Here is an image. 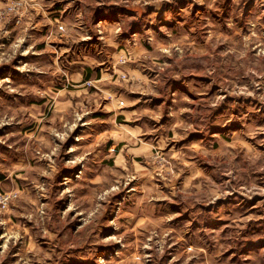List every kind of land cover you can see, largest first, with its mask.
I'll return each instance as SVG.
<instances>
[{
	"label": "clouds",
	"instance_id": "9594fccd",
	"mask_svg": "<svg viewBox=\"0 0 264 264\" xmlns=\"http://www.w3.org/2000/svg\"><path fill=\"white\" fill-rule=\"evenodd\" d=\"M115 2L133 9L136 15L125 19L119 29L109 25L101 32V26L94 24L89 14L102 0H70L66 7L73 8V13L71 20L64 23L47 19L44 0H0V35H10L7 26L12 20L21 26L26 21L31 22L35 15H43L45 22L52 25L51 34L46 38L49 42L61 36L70 37L74 28L77 29V39L88 40L89 32H101L103 47L98 48L96 58L90 59L82 54L74 60V68L98 65L101 60L106 62L108 68L100 79L86 81L80 87L97 88L96 102L101 103L103 111L108 114L109 130L95 131V121L85 120L91 112L86 105H80L75 112L65 105L66 116L54 131V139L45 141L46 152L30 147L37 138L41 124H38L36 132L26 137L27 146L16 149L46 161L41 169L45 180L36 185L35 193L37 200L43 198L46 202L38 203L27 212V218L35 223L34 235L50 238V248L53 243L61 246V254L68 249L81 248L84 244H89L92 250L97 244L110 246L109 256L97 258L95 264H161V258L167 251V241L175 238V229L160 225L181 218L184 225L181 235L188 233L189 239L183 241L182 251L165 264H177L178 260H181V264H229L231 257L229 260H221L220 257L229 249L239 251L246 246L247 237L242 235V229L247 219L257 217H247L245 223H241L238 214L226 216L225 210L238 207L243 202L240 197L248 200L253 196L264 197V187L250 176L245 178L241 174L244 170L231 160L217 169L218 182H209L193 189L177 184L173 168L183 162V157L175 153L176 162H173L174 150L164 151L169 146L170 138L163 134L150 135L153 129L141 120V116L150 115L156 121L153 128L159 126L176 137L191 132L204 133L202 142L208 144L218 139L212 133L219 127L238 148L253 153L247 157L251 165L264 161V154L255 152L246 140L248 137L255 140L258 133L264 132V127L254 128L247 123L253 112H264V0H191L187 7H182L180 0ZM197 5L201 6L202 14L195 20L196 31L190 32L187 27L179 26L173 34L168 23L177 24V17L183 15L185 21L191 24V13ZM149 6L154 9L151 16H142ZM157 15H161L167 23L158 22ZM129 21H135V24ZM137 25L138 31L135 30ZM121 31L123 35H120ZM193 40L199 41L198 46L201 47H208L204 43L207 40L211 44L221 43L222 51L232 49V59L243 65L242 74L236 82L229 80L221 84L218 90L214 87L223 79L216 67L218 57L202 59L194 70L185 51V46ZM19 43L13 44V51L18 50ZM149 47L156 56L167 59L169 63H152ZM31 51L30 47L24 55ZM67 51L69 49H61L57 62L50 68L23 64L18 71L37 74L33 77L35 79H39L40 75L53 74L68 77L69 73L59 60ZM4 62L0 58V63ZM199 71L208 76L210 82L207 87L194 78ZM173 77H184L183 83L189 89L201 92L211 89L215 94L207 99L189 100L180 91L172 92L173 85L167 88L163 86ZM3 84L0 81V87ZM128 85H149L159 89L151 94L162 95L166 103L170 99L171 107L166 109L161 105L158 111L152 113L135 110L133 106L139 104L140 100L128 98ZM33 91L37 95H45L36 89ZM165 112L171 122L162 124ZM120 117H123V123L118 122ZM233 121L245 127L229 128ZM10 123L11 118H0V127ZM78 127L88 131L74 136ZM73 138L77 143L69 145L68 141ZM89 140L92 143L84 146L83 142ZM109 140L114 142L109 150L110 157H115V146L124 142L125 152L131 159L142 157L151 167L128 164L123 172L109 176L112 170L103 167L106 157L103 151H97L99 145H106ZM0 143H7V139L0 138ZM15 167L19 169L25 166L21 164ZM249 171L264 172V166L250 167ZM15 174L12 172L9 179ZM229 197L233 199L229 200ZM21 198H26L25 192L13 180L12 188L0 195V216L9 212L10 203ZM57 201L66 202L65 211L53 210ZM73 211L82 217L83 224L74 234L69 233L65 239H56L70 222L68 213ZM106 212L114 215L113 219L107 221V227L114 231L101 238L97 226ZM153 217H161V220L153 221ZM224 219L233 223L226 226L229 232L222 235L223 228L214 229L213 224ZM0 225L6 226V222L0 219ZM149 226L151 231L148 230ZM94 229H97L95 235L92 234ZM21 238L18 232L6 231L5 237H0L5 239V245L0 248H6L9 241L14 243ZM255 239L258 241L256 250L238 257L236 264H264V234L257 235ZM27 253L39 255L34 241L26 242L25 254L17 264H32ZM91 254H82L81 259H89ZM4 258L5 252L0 251V264H3Z\"/></svg>",
	"mask_w": 264,
	"mask_h": 264
},
{
	"label": "rangeland",
	"instance_id": "374dc122",
	"mask_svg": "<svg viewBox=\"0 0 264 264\" xmlns=\"http://www.w3.org/2000/svg\"><path fill=\"white\" fill-rule=\"evenodd\" d=\"M182 7H187L191 0H180ZM70 0H44L46 11L48 12V20L53 22H69L73 13V8L66 7ZM171 8V6H165ZM154 9L146 7L141 14L144 17H150ZM202 14L201 6L194 7L191 16L192 22L189 24L185 21L183 15L177 17V24L168 23V27L175 34L177 27L185 26L188 31L195 32V20ZM92 22L101 26V32L106 26H113L120 28L125 19L129 16H135L133 9L123 6L115 0H102L92 12H90ZM158 22L167 23L161 15L156 16ZM135 24V21H129ZM52 25L45 22L43 15H35L31 22H25L21 26H17L16 21L12 20L7 26V31L10 35H0V58H3L4 63H0V81L4 84L0 87V118H11L12 123L5 124L0 127V138H6L7 143H0V195L12 188V181L20 186V190L25 192L26 198H21L16 202L9 204V212L0 219L6 222L5 225H0V237H5L6 231H14L21 234V239L8 242L6 248H0V251L5 252L3 264H17L21 256L25 254L26 242H35L39 255L35 253H27L28 258L32 264H95V260L100 257H108L110 254V246L99 245L92 250L89 244H84L81 248L68 249L62 253V247L54 243L50 248L49 239L44 236H35V223L33 220L27 218V212L34 209L38 203H45L46 200L41 198L36 199V185L45 180L41 169L46 164V161L33 158L26 155L24 151H17V148L23 149L27 146L26 137L37 131L38 124H41L36 140L32 141L31 149L35 151H47L45 141L54 139L53 133L58 128L59 122L65 118L66 113L64 106L69 105L71 111L75 112L80 105H86L91 109L90 115L85 117V120L91 119L95 121L93 128L97 133L109 130L108 114L103 111L101 103H97L98 97H95L97 88L95 86L88 88H81L83 84L89 80H98L101 78L103 72L108 71L106 62L101 60L100 64L94 66H85L82 68H74V60L78 57L88 56L96 58L98 48L103 47L101 39V32H89L90 39H77L75 33L77 29H73L72 35L68 38L63 36L58 39L47 41L46 38L51 34L50 29ZM135 30H139L138 25ZM124 33L121 31L120 35ZM22 41V42H21ZM219 41V36H217ZM19 43L18 50L13 51L12 46ZM208 47L198 46L199 41L193 40L185 46L186 55L189 58V64L193 69L200 65V61L204 58H217V69L223 79L220 84L214 87L218 90L221 84L231 80L233 83L241 76L243 65L238 64L232 59V49L222 51L223 45L221 43L211 44L210 41L204 42ZM32 48L31 52L24 55L28 48ZM61 49H69L63 56L59 57L60 62L65 66V71L69 73L68 77L40 75L39 79L33 78L37 74L23 73L18 69L23 64H36L43 67H52L57 62V55ZM148 52L153 56L152 63L167 65L169 61L161 56H156L153 49L149 47ZM254 55V54H253ZM174 71L176 69H173ZM151 71V69H150ZM82 77V78H81ZM202 85L207 87L210 82L208 76L203 71H199L195 77ZM69 79L71 82H69ZM154 79V77H150ZM184 77L176 79L175 77L167 80L163 85L165 88L173 85L172 92L180 91L187 96L189 100H197L199 98L207 99L215 93L209 89L206 92H201L197 89H189L183 83ZM79 82V83H78ZM124 87L123 85H117ZM33 89L45 93V95H37ZM143 89V90H142ZM159 91L157 88H152L149 85L142 87L128 85L126 94L129 99L140 100L139 104L133 106L135 110L141 113L145 111L148 113L156 112L161 105L167 109L171 107V100L166 103L163 96H154L151 93ZM95 97V99H94ZM141 120L145 122L153 131L150 135L159 136L161 134L170 138L168 148L165 152L174 150L172 161L176 162L175 153H179L183 157L182 163H177V167L173 168L177 184H181L186 189H193L208 184L209 182H218L217 169L226 165V162L231 160L233 164L240 165L242 175L245 178L251 177L261 187H264V172L249 171V168L264 166V161H257L256 165H251V161L247 158L252 155L248 149L238 148L233 144L232 139L228 134L216 128L212 135L218 137L213 139L210 144L202 142L204 133L191 132L188 134H181L179 137L173 136L170 131H165L164 128L156 126V121L150 115L144 114ZM171 122L167 116V112L161 123ZM119 123H123V117H120ZM248 124L253 125L254 128L264 127V112H253L248 121ZM229 128H244L245 125L233 121L228 125ZM88 130L83 127H78L75 135H83ZM14 134V135H9ZM200 138V139H198ZM247 143L251 145L252 149L257 153L264 154V143L257 141H264V132L258 133L256 139L250 137L246 138ZM77 143L75 139H70L68 144ZM92 143L91 140L83 142L84 146ZM113 141L109 140L106 145H99L97 151H103L105 159L103 167L112 170L109 176H115L117 172H123L128 164H133L140 167L142 164L145 167L151 165L143 160L142 157H136L134 160L125 152V143L121 142L115 146V157L109 155V150L113 147ZM13 145V147H9ZM24 165L25 167L17 169L16 165ZM67 172L68 170H62ZM12 172L16 174L9 179ZM163 181V178H162ZM86 194V193H85ZM229 197V200H232ZM242 203L236 208H229L225 210L226 216H234L238 214L241 217V223H245L247 217H257V219H247L246 226L242 229V235L247 237V244L239 251L232 248L224 252L220 257L221 260H231L229 264H236L237 258L251 254L256 250L258 241L255 239L257 235L264 234V197L253 196L251 200L240 197ZM87 205H85L86 207ZM67 204L65 201H57L54 206V211H65ZM175 207V205H173ZM109 211L111 208L109 206ZM69 223L66 228L59 232L56 239H65L69 233H75L83 224V219L78 215L77 211L68 213ZM114 215H109L106 212L101 217V222L97 226L101 238L112 234L114 231L107 227V221L113 219ZM161 220V217H153V221ZM233 223L232 220L224 219L213 224L214 229L223 228L222 235L229 232L226 227ZM161 227L167 228L169 226L175 229L174 239L167 241V251L161 258V264L165 261L171 260L173 256L178 255L182 251V243L189 239V234L181 235V230L184 225L181 223V218L167 223H161ZM93 230V235L96 230ZM151 231V226L148 228ZM90 239V237H89ZM5 245V239H0V246ZM91 254L89 259H81V255ZM181 264V260L177 261Z\"/></svg>",
	"mask_w": 264,
	"mask_h": 264
}]
</instances>
